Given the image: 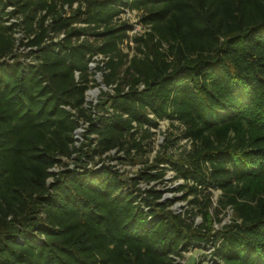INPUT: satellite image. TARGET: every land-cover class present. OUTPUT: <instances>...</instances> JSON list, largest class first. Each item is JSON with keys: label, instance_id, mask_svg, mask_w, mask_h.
Wrapping results in <instances>:
<instances>
[{"label": "trees", "instance_id": "16d2710c", "mask_svg": "<svg viewBox=\"0 0 264 264\" xmlns=\"http://www.w3.org/2000/svg\"><path fill=\"white\" fill-rule=\"evenodd\" d=\"M124 9L150 25L130 57L120 47L129 26L116 20ZM94 54L112 88L95 116L84 105ZM163 119L191 143L185 157L160 161L194 196L197 225L157 190L88 164L143 151ZM79 120L87 142L76 147ZM211 189L232 211L216 231ZM208 243L211 264H264V0H0V264H176Z\"/></svg>", "mask_w": 264, "mask_h": 264}, {"label": "rangeland", "instance_id": "374dc122", "mask_svg": "<svg viewBox=\"0 0 264 264\" xmlns=\"http://www.w3.org/2000/svg\"><path fill=\"white\" fill-rule=\"evenodd\" d=\"M9 9H11L9 7ZM69 13L71 12L68 11ZM143 11L138 14H131L128 17V22L132 23V20H138ZM17 16H13L10 21H16ZM127 20V19H126ZM9 24V22H6ZM148 30V26L136 27V32L143 33ZM16 37V51L25 52L20 44V38L23 37L22 31L15 32ZM92 39L93 37L88 36ZM129 44V46H127ZM120 45L124 52L129 54V57L134 53V43H127ZM104 57L98 56L95 59L89 61L88 69L92 73L91 77L94 79L89 84L87 91L85 92V107L95 116L100 108L97 106L101 99L106 98L103 92L112 93V88L106 86L103 81V71L97 70V65H101V60ZM125 65L121 68L119 79L124 76L123 69ZM88 91L89 94H88ZM87 123L79 120V126L74 131L76 147H80L82 143L87 142L84 137ZM145 126L140 128L137 133V137L140 138L143 135V129ZM150 136L142 140L143 151L131 152V155L126 158L123 152H117L115 149L108 151L102 156H94L89 161V166L95 163L110 164L115 169H118L124 179L135 178L134 181H129L130 185L133 182L136 183V187L140 191L146 189L157 190L160 193L159 202L169 203V207L176 213L185 217L188 222H193L197 225L201 222V215L198 212V207H195L189 201L193 199V195L186 194L187 189L180 190L179 186L184 183L182 178H176L174 170H172L168 163L161 162L160 160L164 157H169L173 160H178L186 156L187 152L191 149V143L188 139L183 137V127L179 125L176 121H169L166 119L159 120L156 127H150ZM91 137H94L93 135ZM110 156L111 158H108ZM76 160V154H72L70 159H65L70 166L72 162ZM149 165H154L151 169H147ZM60 169L59 166H55L50 169L52 173L57 172ZM163 171V175L155 180L147 182L139 173L151 172L152 174ZM50 180H52L50 178ZM221 192L218 189H211V207L209 213L211 215V223L213 231L221 228L222 225L230 222L232 218V211L229 207L220 210L217 206V200ZM198 199L203 200L202 194H198ZM191 211V212H190ZM216 217L220 220L217 221ZM213 250L212 244L208 243L203 246H193L189 250L182 251L175 260L176 264H211V251Z\"/></svg>", "mask_w": 264, "mask_h": 264}, {"label": "built area", "instance_id": "2783aa9c", "mask_svg": "<svg viewBox=\"0 0 264 264\" xmlns=\"http://www.w3.org/2000/svg\"><path fill=\"white\" fill-rule=\"evenodd\" d=\"M77 7V3L75 2V3H73L72 5H71V8H69L67 5H64L63 6V9H64V13H63V15H69V12L68 11H70V9H74V8H76ZM141 10H136V9H124L117 17H116V20H117V22H124V23H126L128 26H129V30H128V32H127V34H128V37L125 39V41L121 44V45H123V44H126V43H131L132 42V38H133V36L134 35H140V34H143V33H134V32H136V27H139V26H141V25H143V26H148V30H149V24H144V23H142L141 22V15H140V18L138 17V20H132L131 22L132 23H129L128 22V17H130V15L131 14H138L139 12H140ZM127 19V20H126ZM147 30V31H148ZM63 36V34H60V37H62ZM83 37L84 36H80V38H79V40L78 41H81L82 39H83ZM98 56H100V57H103L101 54H94V55H92L91 56V60L92 59H95V58H97ZM89 64V63H88ZM76 75H77V73H76ZM91 83V82H90ZM143 85H139V88H141ZM127 89V88H126ZM87 91V90H86ZM85 91V92H86ZM89 92L90 91H88V94H89ZM100 164H97L96 166H99ZM70 166V165H69ZM73 165H71L70 167H72ZM55 167V166H54ZM60 167V166H59ZM53 168V167H52ZM61 168V167H60ZM175 258V260L177 259V257L175 256L174 257Z\"/></svg>", "mask_w": 264, "mask_h": 264}]
</instances>
